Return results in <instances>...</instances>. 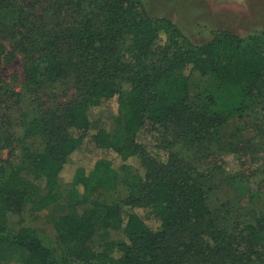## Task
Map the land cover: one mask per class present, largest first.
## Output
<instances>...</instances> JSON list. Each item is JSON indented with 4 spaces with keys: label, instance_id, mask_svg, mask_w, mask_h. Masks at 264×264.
I'll list each match as a JSON object with an SVG mask.
<instances>
[{
    "label": "trees",
    "instance_id": "obj_1",
    "mask_svg": "<svg viewBox=\"0 0 264 264\" xmlns=\"http://www.w3.org/2000/svg\"><path fill=\"white\" fill-rule=\"evenodd\" d=\"M42 3L47 16L64 20L30 36L38 28L29 18ZM10 12L21 29L12 37L26 60V93L74 78L81 97L23 122L26 137L41 144L0 176V264H73L58 261L33 229L8 228L9 215L29 202L33 213L61 202L91 206L57 224L64 240L91 242L101 210L104 229L123 236L98 253L81 252L74 264H264V211L242 225L214 213L188 164L173 154L162 160L145 144L150 128L166 123L204 138L251 100L264 102V28L247 37L220 30L196 45L170 19L152 16L146 0H0V13ZM74 155L98 161L64 182ZM131 160L139 169L126 165ZM124 167L138 175L137 194L104 204Z\"/></svg>",
    "mask_w": 264,
    "mask_h": 264
},
{
    "label": "rangeland",
    "instance_id": "obj_2",
    "mask_svg": "<svg viewBox=\"0 0 264 264\" xmlns=\"http://www.w3.org/2000/svg\"><path fill=\"white\" fill-rule=\"evenodd\" d=\"M40 5L36 6L35 17L29 18V24L38 28L30 36L44 30V27L54 28V24L64 20L56 22L52 12L47 16L49 3ZM146 5L152 16L170 19L196 45L210 41L216 31L225 30L247 37L264 28V0H146ZM65 20L67 23L69 18ZM14 26H18L17 15L13 12L0 13V43L4 48L0 53V176L9 174L13 167L21 166L31 150L40 148L41 140L25 135L23 122L27 117L56 113L81 97L74 78L42 88L34 94L26 93V60L15 50L17 43L12 37L15 30L21 29ZM121 86L125 93L130 91L128 83ZM106 116L108 125L112 126L115 116L113 106ZM185 132L183 127L166 123L156 130L150 128L145 144L162 160L173 154L188 164L203 182L214 213L225 217V213L229 212L236 224L242 225L249 214L263 212L264 102L251 100L244 112L234 115L220 130L204 138L189 136ZM76 157L78 155L71 158L64 170V182H70L77 168L83 167L89 172L94 162L98 161V157L90 160ZM128 164L135 166V170L139 169L133 160ZM116 165H120L117 160ZM134 169L124 167L120 170L118 185L103 197L104 204H119L137 194L139 182ZM68 191L69 188L63 189L65 198ZM30 204L20 214L9 215L8 228L11 231L20 227L33 229L60 262L74 264L81 252L87 251V255L98 253L103 243L123 239L120 232L104 229L105 211L101 210L91 242L77 238L64 240L57 235V224L68 217L81 218L91 206L61 202L33 213ZM233 219L230 221L233 222Z\"/></svg>",
    "mask_w": 264,
    "mask_h": 264
}]
</instances>
